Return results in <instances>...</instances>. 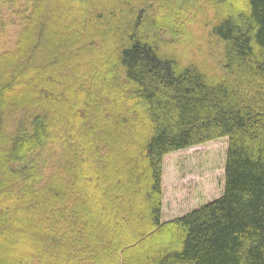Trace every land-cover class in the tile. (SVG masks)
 Masks as SVG:
<instances>
[{
	"label": "trees",
	"instance_id": "16d2710c",
	"mask_svg": "<svg viewBox=\"0 0 264 264\" xmlns=\"http://www.w3.org/2000/svg\"><path fill=\"white\" fill-rule=\"evenodd\" d=\"M9 28L0 264H264V0H0ZM218 140L221 194L163 219L164 158Z\"/></svg>",
	"mask_w": 264,
	"mask_h": 264
},
{
	"label": "rangeland",
	"instance_id": "374dc122",
	"mask_svg": "<svg viewBox=\"0 0 264 264\" xmlns=\"http://www.w3.org/2000/svg\"><path fill=\"white\" fill-rule=\"evenodd\" d=\"M6 13L10 12L6 11ZM190 31L194 37L205 35V32L199 29L190 28ZM12 34L13 29L9 28L6 35L0 37V46L6 40L7 46L12 44ZM166 38L168 39L169 36L166 35ZM205 42L207 41L199 40L198 45H202L201 48H204ZM208 47H210V44ZM201 52L200 57L199 55L192 57L187 55L188 50L185 48L181 58L195 63L202 62L208 70H214L211 50H208V54L203 49ZM215 73L218 76V72ZM225 151L226 141L218 140L164 158L162 178L163 219H174L221 194Z\"/></svg>",
	"mask_w": 264,
	"mask_h": 264
}]
</instances>
